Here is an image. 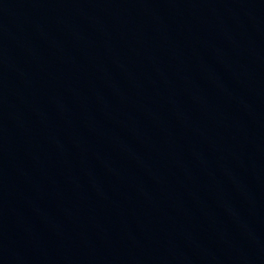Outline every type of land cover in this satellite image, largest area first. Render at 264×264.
<instances>
[{"label": "water", "instance_id": "95a60500", "mask_svg": "<svg viewBox=\"0 0 264 264\" xmlns=\"http://www.w3.org/2000/svg\"><path fill=\"white\" fill-rule=\"evenodd\" d=\"M0 264H264V0H0Z\"/></svg>", "mask_w": 264, "mask_h": 264}]
</instances>
